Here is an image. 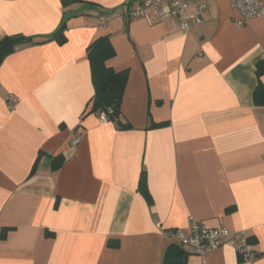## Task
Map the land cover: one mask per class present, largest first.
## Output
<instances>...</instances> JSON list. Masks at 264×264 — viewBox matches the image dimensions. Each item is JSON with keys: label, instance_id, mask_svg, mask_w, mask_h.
I'll return each mask as SVG.
<instances>
[{"label": "crops", "instance_id": "1", "mask_svg": "<svg viewBox=\"0 0 264 264\" xmlns=\"http://www.w3.org/2000/svg\"><path fill=\"white\" fill-rule=\"evenodd\" d=\"M82 1L0 0V40L67 23L64 44L0 65V264H162L175 243L166 231L192 219L244 232L257 258L225 244L186 264H264V106L253 96L264 15L239 24L230 0H196L202 21L185 31L177 18H130L138 0ZM102 36L116 52L107 64L129 71V128L90 112L88 47Z\"/></svg>", "mask_w": 264, "mask_h": 264}, {"label": "trees", "instance_id": "2", "mask_svg": "<svg viewBox=\"0 0 264 264\" xmlns=\"http://www.w3.org/2000/svg\"><path fill=\"white\" fill-rule=\"evenodd\" d=\"M75 2H83L82 0H62L64 7L69 6ZM131 2H128L129 5ZM67 27L66 20H63L57 30L51 35L46 36H26L22 34L7 35L0 40V65L4 59L26 46L40 45L48 41L55 40L60 44L67 41L65 36V29ZM115 49L109 36H102L96 39L88 47V59L91 66L92 81L94 85V95L90 103V112L103 111L108 112L110 121H117L120 128H129L130 124L122 123L119 120L121 114V103L123 100L125 87L128 81L129 71L116 70L107 64V60L115 56ZM256 73L260 77L264 74V59L256 62ZM254 102L256 105L264 106V84L261 80L254 91ZM109 111H111L109 113ZM167 123H154L153 127L163 126ZM65 162L63 155H58L52 160L53 170L59 169ZM38 162L35 163L32 174L36 171ZM139 188L151 202V195L146 185V173L142 172ZM10 228H4L0 237H5ZM251 243V239H248ZM188 252L177 244H171L166 249L162 264H186V256Z\"/></svg>", "mask_w": 264, "mask_h": 264}, {"label": "built area", "instance_id": "3", "mask_svg": "<svg viewBox=\"0 0 264 264\" xmlns=\"http://www.w3.org/2000/svg\"><path fill=\"white\" fill-rule=\"evenodd\" d=\"M196 0H138L127 12L131 18H143L149 23H158L167 18H177L180 27L189 31L191 26L202 21V12L205 4L198 7L195 13L189 9ZM233 9L238 13L237 22L244 24L248 20L264 15V0H230ZM19 97L10 96L9 102L17 103ZM111 111H109L110 113ZM100 121H109V114L103 111L99 114ZM80 136H76L72 143L77 145ZM167 237L175 244L184 248L188 253H203L230 244L244 261H253L257 258L251 249L247 235L244 232L233 235L227 228H210L203 222L192 219L187 231L181 228H172L166 231Z\"/></svg>", "mask_w": 264, "mask_h": 264}]
</instances>
